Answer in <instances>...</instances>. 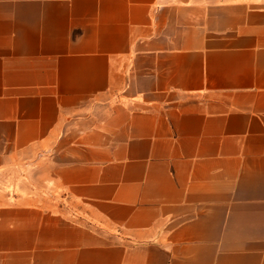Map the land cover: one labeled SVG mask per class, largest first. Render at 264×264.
<instances>
[{
  "label": "crops",
  "instance_id": "obj_1",
  "mask_svg": "<svg viewBox=\"0 0 264 264\" xmlns=\"http://www.w3.org/2000/svg\"><path fill=\"white\" fill-rule=\"evenodd\" d=\"M35 155L0 264H264V0H0V175Z\"/></svg>",
  "mask_w": 264,
  "mask_h": 264
},
{
  "label": "rangeland",
  "instance_id": "obj_2",
  "mask_svg": "<svg viewBox=\"0 0 264 264\" xmlns=\"http://www.w3.org/2000/svg\"><path fill=\"white\" fill-rule=\"evenodd\" d=\"M13 164V163H12ZM25 182L30 187L37 184V155L34 158L18 161L8 166L3 175H0V187L6 189L13 188L16 192L20 190L21 183Z\"/></svg>",
  "mask_w": 264,
  "mask_h": 264
}]
</instances>
